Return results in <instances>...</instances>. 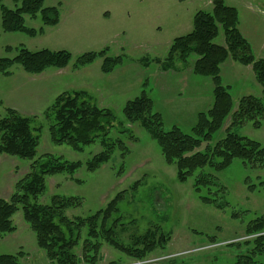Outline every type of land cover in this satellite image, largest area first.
I'll use <instances>...</instances> for the list:
<instances>
[{"label":"rangeland","instance_id":"374dc122","mask_svg":"<svg viewBox=\"0 0 264 264\" xmlns=\"http://www.w3.org/2000/svg\"><path fill=\"white\" fill-rule=\"evenodd\" d=\"M224 1L237 8L239 30L249 41L255 57L264 58V0ZM212 2L45 0V7L59 8L60 21L56 26H45L40 15L25 16L27 27L43 28L35 37L4 31L0 11V58H13L20 48L65 50L72 54L71 62L64 68L49 67L40 74H32L15 64L9 75L0 73V119L6 109L12 108L32 118V127L39 138L33 160L0 155V198L10 200L16 184L31 172L36 159L52 155L68 162L79 161L83 165L73 173L47 176L45 190L36 201L52 204L56 196L76 198L74 205L65 209L68 219L75 220L106 209L123 193L107 228H113L114 237L125 245H131L148 232L157 231V238L162 233L165 247L156 248L144 259L151 261L150 264H235V246L225 244L242 238L250 221L264 215V186L259 185L264 172L248 173L240 160L220 172L206 168V172L217 177L218 186L203 190L202 194L217 199L223 207L205 204L194 190L195 176L181 183L176 165L165 162L158 142L139 123L127 121L123 113L127 101L146 91L154 101V110L162 117L164 130L178 126L191 133L198 114L208 111L213 104V81L193 73L195 56L190 58L187 68L180 62L176 64L181 66V71L177 68L163 71L162 62L174 39L190 33L195 14L211 11ZM0 3L15 8L13 0H0ZM215 43L225 44L222 29ZM103 50L105 56L98 55L91 64L76 65L81 55ZM119 56L123 58L122 64L109 73L103 72L104 58ZM221 78L232 94L235 110L244 96H263L251 65L228 59L221 66ZM75 91L86 92L98 107L113 111L116 120L106 139L121 140L126 146L125 152L115 147L110 159L95 171L87 170L86 162L105 150L102 137L80 152L66 144L57 145L51 139L49 128L53 121L46 114L58 95ZM231 122L230 116L216 139L225 135ZM233 131L264 146V117L260 127L246 121ZM198 150L204 151V145ZM246 176L256 185L255 190L244 183ZM12 221L15 230L0 237V255H19L21 264H53L37 244L22 207ZM213 236L218 244L210 243ZM86 237L87 228H84L73 248L80 262H84ZM100 255L99 264L136 261L105 239L101 241Z\"/></svg>","mask_w":264,"mask_h":264},{"label":"trees","instance_id":"16d2710c","mask_svg":"<svg viewBox=\"0 0 264 264\" xmlns=\"http://www.w3.org/2000/svg\"><path fill=\"white\" fill-rule=\"evenodd\" d=\"M15 8L0 3L2 27L6 32H21L35 37L43 28L37 30L27 27L25 16L40 18L45 26H56L60 21V11L56 6L45 7V0H13ZM211 11H198L194 16V28L187 35L177 37L170 46L167 57L162 62L163 71L176 69L181 71L189 65L195 56L192 71L195 75L210 77L214 84V101L210 109L198 114V120L191 133H185L174 126L166 131L160 113L154 110V101L146 91L140 96L127 101L123 108L125 119L131 123H139L149 135L158 142L164 160L169 165H176L178 180L181 183L195 176L193 187L199 199L205 204L222 209L215 198L202 194L218 186L217 177L206 168L220 172L240 160L246 172H264V146L257 140L240 135L233 131L235 126L246 121L260 127L264 117V58L257 59L249 41L239 30V12L236 7L229 6L224 0H213ZM221 29L224 32L225 44L215 43ZM105 51L88 52L81 55L76 65L79 67L91 64L98 55L105 56ZM72 59L68 51H52L40 49L31 51L20 48L13 58H0V73L9 75L10 68L19 64L25 71L40 74L49 67L64 68ZM228 59L244 65L252 66L256 82L263 89L262 97L244 96L234 109L232 94L222 83L221 66ZM123 58L105 57L102 70L113 71L121 65ZM160 62V60H157ZM53 123L49 131L52 141L57 145H69L75 151H83L84 147L102 137L105 150L96 154L86 162L89 171H95L106 163L115 147L125 152V144L107 140L110 129L114 126L116 116L110 109L100 108L84 91L63 92L58 95L47 112ZM231 124L225 129L220 139L217 134L226 124L229 117ZM0 155L17 156L33 160L37 154L39 138L32 127V118L23 116L12 108L6 109L0 119ZM204 145V151L198 150ZM83 164L68 162L60 157L48 155L36 159L31 165V172L16 184V191L10 198H0V237L15 230L12 221L22 207L24 219L36 234L39 247L47 252L53 264H99L101 241L105 239L116 249L135 260H144L156 248H164V236L157 238V231L146 233L131 245H125L113 235V228H107L112 214L117 211L123 193L118 194L106 207L88 217H77L70 220L65 209L74 205L76 198L54 197L52 204H41L36 201L46 187V177L60 173H73ZM260 178V177H259ZM244 183L250 190L256 185L246 176ZM264 186V177H261ZM236 216V215H234ZM87 228L84 245V262L75 257L73 248L78 242L81 231ZM242 238L233 240L226 246H235L237 251L235 264H264V215L250 221ZM246 239H245V238ZM210 243H216L210 237ZM19 255H0V264H21ZM55 260V261H54Z\"/></svg>","mask_w":264,"mask_h":264},{"label":"built area","instance_id":"2783aa9c","mask_svg":"<svg viewBox=\"0 0 264 264\" xmlns=\"http://www.w3.org/2000/svg\"><path fill=\"white\" fill-rule=\"evenodd\" d=\"M167 258H170V257H167ZM151 261L149 260H136V261H133V262H129L128 264H150Z\"/></svg>","mask_w":264,"mask_h":264},{"label":"crops","instance_id":"0c3cea01","mask_svg":"<svg viewBox=\"0 0 264 264\" xmlns=\"http://www.w3.org/2000/svg\"><path fill=\"white\" fill-rule=\"evenodd\" d=\"M240 25V24H239Z\"/></svg>","mask_w":264,"mask_h":264}]
</instances>
